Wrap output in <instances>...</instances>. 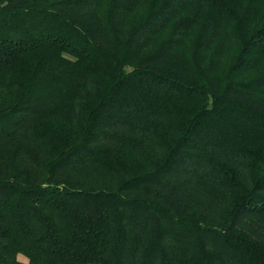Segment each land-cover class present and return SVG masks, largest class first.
Segmentation results:
<instances>
[{
	"label": "trees",
	"instance_id": "16d2710c",
	"mask_svg": "<svg viewBox=\"0 0 264 264\" xmlns=\"http://www.w3.org/2000/svg\"><path fill=\"white\" fill-rule=\"evenodd\" d=\"M0 264H264V0H0Z\"/></svg>",
	"mask_w": 264,
	"mask_h": 264
},
{
	"label": "rangeland",
	"instance_id": "374dc122",
	"mask_svg": "<svg viewBox=\"0 0 264 264\" xmlns=\"http://www.w3.org/2000/svg\"><path fill=\"white\" fill-rule=\"evenodd\" d=\"M19 258H20V259H24V257H22V256H19Z\"/></svg>",
	"mask_w": 264,
	"mask_h": 264
}]
</instances>
